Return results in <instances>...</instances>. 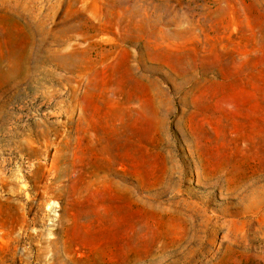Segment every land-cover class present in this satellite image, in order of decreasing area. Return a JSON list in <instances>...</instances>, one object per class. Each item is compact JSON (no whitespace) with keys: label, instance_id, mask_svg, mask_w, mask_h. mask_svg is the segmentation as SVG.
I'll return each instance as SVG.
<instances>
[{"label":"rangeland","instance_id":"374dc122","mask_svg":"<svg viewBox=\"0 0 264 264\" xmlns=\"http://www.w3.org/2000/svg\"><path fill=\"white\" fill-rule=\"evenodd\" d=\"M0 264H264V0H0Z\"/></svg>","mask_w":264,"mask_h":264}]
</instances>
